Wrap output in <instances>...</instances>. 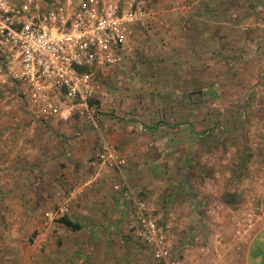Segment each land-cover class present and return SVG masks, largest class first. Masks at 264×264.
<instances>
[{
	"label": "rangeland",
	"instance_id": "374dc122",
	"mask_svg": "<svg viewBox=\"0 0 264 264\" xmlns=\"http://www.w3.org/2000/svg\"><path fill=\"white\" fill-rule=\"evenodd\" d=\"M237 1L135 0L144 17L131 30L122 62L94 73L102 138L85 129L75 138L71 127L36 121L0 75V264H46L68 255L79 264H145L148 251L128 231L127 218L108 233L118 222L114 200L97 240L59 222L72 216L70 193L101 165V139L124 161L110 187H133L175 252L199 264H241L255 225L242 185L253 176L264 179V166L254 171L247 164L258 157L245 153L255 147L253 136L264 135V10L255 0L230 8ZM174 132L182 140L158 145ZM73 175L78 184L65 192L52 184ZM47 186L55 201L29 205L34 217L24 222L23 235L5 237L17 230L15 198L41 197ZM64 202L67 214H55ZM83 243L88 251L73 249Z\"/></svg>",
	"mask_w": 264,
	"mask_h": 264
},
{
	"label": "built area",
	"instance_id": "2783aa9c",
	"mask_svg": "<svg viewBox=\"0 0 264 264\" xmlns=\"http://www.w3.org/2000/svg\"><path fill=\"white\" fill-rule=\"evenodd\" d=\"M0 0V75L40 123L90 130L102 138L98 70L119 65L132 28L144 12L135 0ZM101 166L119 173L117 147L101 139ZM129 199L127 228L148 251L145 264H199L172 248L144 199L126 183L113 186ZM68 203L55 214L65 215Z\"/></svg>",
	"mask_w": 264,
	"mask_h": 264
},
{
	"label": "crops",
	"instance_id": "0c3cea01",
	"mask_svg": "<svg viewBox=\"0 0 264 264\" xmlns=\"http://www.w3.org/2000/svg\"><path fill=\"white\" fill-rule=\"evenodd\" d=\"M261 1V2H260ZM259 3V8L264 10V0H255L254 5H257V3ZM247 4L246 0H238L236 2V4L232 5L231 7L229 6L230 4L226 3L224 5H222L221 7H219L220 10H226L229 7L230 8H234V7H238V9L241 8H245L244 6ZM261 4L263 6H261ZM229 6V7H228ZM256 39V38H254ZM252 40V42H254L255 40ZM250 46L251 45L250 43ZM171 129V128H169ZM173 131H175V129H172ZM186 136H184L185 138H189V139H193L190 136H188L187 134H184ZM169 137L173 138V141H179L182 140V135L178 134L177 132H174V134H168L166 136H164L163 138H160L159 140L157 139L158 145L162 144V143H166L167 140L169 139ZM223 139V138H222ZM254 143L253 145L255 147H250L249 149L246 150V154L248 156H252V157H258V161L261 164V158L262 156H264V135L263 137H254ZM257 141V142H256ZM160 142V144H159ZM116 145H120L118 144V142H115ZM180 144V143H177ZM181 146V144H180ZM260 159V160H259ZM254 160V159H253ZM257 160V159H256ZM250 161V160H249ZM254 162V161H253ZM252 161H250L249 163V168L253 167L252 169L254 171H259V169L262 168V166L264 165H260L259 163H253ZM253 163V164H252ZM42 166V165H41ZM40 166V167H41ZM43 167V166H42ZM88 170V168H86ZM35 170V172L38 170L37 168L33 169V171ZM78 168H76V170L74 171L75 176H77L79 173L78 172ZM52 171V170H50ZM92 173H87L88 176L86 178V180L84 181L85 183L83 184V187L80 188H75L73 193H70V198H68V201L70 202L72 199H74L75 201L72 202L73 204H71V215L72 216H68V219L72 222L78 223L81 226V229L78 231H75L77 234L79 233H87L88 235H92L95 236L94 238L92 237L91 240H97L96 236L100 233L99 230H102L103 226L105 227V225L107 224V220H105L107 218L106 215L110 214V210L106 207L107 205L111 204L110 202L112 200H114V207L117 209L114 211V214L116 211L119 210V212H116V215L113 216L115 217V219H118L117 223H114L109 229L111 233L115 231V226L118 225V223L121 222V220H125L126 218L128 219V211H129V199L125 196V194L123 192H119V191H113V186L110 187V184L115 180L116 175L118 174L116 172H112L111 170L104 168L101 165H96L95 168H93V170H91ZM88 170V172H91ZM121 174V173H119ZM78 177V176H77ZM118 177V176H117ZM245 178V177H244ZM79 179L75 178L73 175L72 177H68V176H63L59 182L57 184H54V181L52 182L53 185H55V189L58 190H63V192H65V189H69L71 187H73L75 183L77 182ZM116 183V181L114 182V184ZM113 184V185H114ZM133 187H131L132 189ZM242 188L244 189L245 193H247L246 199L247 201H250L254 204V210H249L252 212L253 214V218L255 219V225L253 228V232L251 233L248 241L246 242V245L244 246V249L242 251V255H241V264H264V179L258 176H253V180H245L244 184L242 185ZM49 189V190H47ZM133 190V189H132ZM54 192V188L51 187H45V192H43V194H41V197L36 198V195L33 196V194H28L26 193L24 195V197H22L23 199H17L15 203L17 205V210L15 212V216H13L17 221V223L15 224V229L17 228L16 232L11 228V230L9 232H5V237H15V239H19L21 234H20V229L23 228V226L25 225V221L27 219H30L31 217H34V214L32 215L31 211L27 210L26 208L31 205L32 203L34 204V208L36 206V204L38 203V205H40L41 203L43 204H47V203H51L52 201H55L52 197V193ZM56 192V191H55ZM36 198V199H35ZM41 206V205H40ZM74 207V210H73ZM113 207V206H112ZM76 209V211H75ZM120 210H124L121 211ZM113 214V213H112ZM113 214V215H114ZM103 225V226H102ZM59 230H61L59 228ZM11 233V234H10ZM23 235V234H22ZM57 238V236H55ZM58 239H60L58 237ZM58 239L56 241V243H58ZM62 241V239H61ZM95 242V241H94ZM8 243V241H7ZM86 243V242H85ZM85 243H83L82 248H80L79 245H75V247L73 248L74 250H81V251H88L87 250V246L85 245ZM58 245V244H57ZM66 246V244L64 246H62L61 248L64 249V251L67 253L68 255V246H66V248H64ZM73 250V251H74ZM66 256V255H65ZM67 258V259H65ZM65 258H56V259H52V260H48L46 262V264H79L80 261H78L77 259H69L70 255L66 256ZM87 264V263H86ZM91 264H94V262H91ZM98 264V263H96Z\"/></svg>",
	"mask_w": 264,
	"mask_h": 264
},
{
	"label": "trees",
	"instance_id": "16d2710c",
	"mask_svg": "<svg viewBox=\"0 0 264 264\" xmlns=\"http://www.w3.org/2000/svg\"><path fill=\"white\" fill-rule=\"evenodd\" d=\"M60 224H62L64 227L72 230L73 232L80 230V225L77 223L71 222L68 218L64 217L59 220Z\"/></svg>",
	"mask_w": 264,
	"mask_h": 264
}]
</instances>
